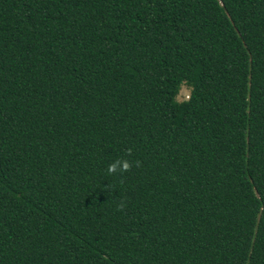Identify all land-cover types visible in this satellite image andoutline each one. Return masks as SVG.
Returning <instances> with one entry per match:
<instances>
[{
	"label": "trees",
	"instance_id": "obj_1",
	"mask_svg": "<svg viewBox=\"0 0 264 264\" xmlns=\"http://www.w3.org/2000/svg\"><path fill=\"white\" fill-rule=\"evenodd\" d=\"M0 264H264V0H0Z\"/></svg>",
	"mask_w": 264,
	"mask_h": 264
},
{
	"label": "clouds",
	"instance_id": "obj_2",
	"mask_svg": "<svg viewBox=\"0 0 264 264\" xmlns=\"http://www.w3.org/2000/svg\"><path fill=\"white\" fill-rule=\"evenodd\" d=\"M127 155H130V150L128 151ZM134 164L136 167L141 166L140 161H135ZM132 167H133V162L125 158H120V159L113 161L111 164H109L107 168V173L109 175H114L116 173H120L121 175H123L125 173L130 172ZM118 208L119 210H122L123 204L119 205Z\"/></svg>",
	"mask_w": 264,
	"mask_h": 264
},
{
	"label": "rangeland",
	"instance_id": "obj_3",
	"mask_svg": "<svg viewBox=\"0 0 264 264\" xmlns=\"http://www.w3.org/2000/svg\"><path fill=\"white\" fill-rule=\"evenodd\" d=\"M188 96V89L186 88V86H182L180 89V92L177 96V100L181 101V100H185Z\"/></svg>",
	"mask_w": 264,
	"mask_h": 264
}]
</instances>
